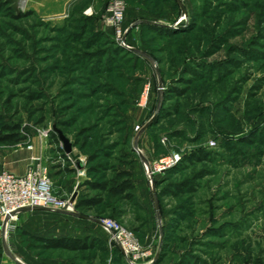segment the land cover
I'll return each mask as SVG.
<instances>
[{
    "label": "rangeland",
    "instance_id": "rangeland-1",
    "mask_svg": "<svg viewBox=\"0 0 264 264\" xmlns=\"http://www.w3.org/2000/svg\"><path fill=\"white\" fill-rule=\"evenodd\" d=\"M56 2L0 0V121L22 136L0 171L37 154L76 200L88 166L127 152L137 205L101 217L144 255L92 213L28 212L0 227V264H264V0ZM54 230L88 247L51 246Z\"/></svg>",
    "mask_w": 264,
    "mask_h": 264
},
{
    "label": "built area",
    "instance_id": "built-area-1",
    "mask_svg": "<svg viewBox=\"0 0 264 264\" xmlns=\"http://www.w3.org/2000/svg\"><path fill=\"white\" fill-rule=\"evenodd\" d=\"M118 8L114 11L113 21L119 22ZM117 33H120L118 31ZM31 163L21 174L9 170L0 171V213L3 231L17 219L22 209L41 207L50 210L74 211L75 200L63 198L53 192L52 182L46 167L40 162L38 156H31ZM160 161L154 170L159 171L172 160ZM164 164V165H163ZM70 197V196H69ZM96 222L109 230L111 239L127 257L133 260L144 255L138 248L131 230L123 228L118 222L107 217H97Z\"/></svg>",
    "mask_w": 264,
    "mask_h": 264
},
{
    "label": "trees",
    "instance_id": "trees-1",
    "mask_svg": "<svg viewBox=\"0 0 264 264\" xmlns=\"http://www.w3.org/2000/svg\"><path fill=\"white\" fill-rule=\"evenodd\" d=\"M15 124H7L0 121V144L13 145L22 140V136ZM53 142H58L54 133L50 132ZM62 157H65L62 147L57 146ZM103 162L88 166L87 172L92 173L96 179H86L82 184L90 189L87 195L79 196L74 203L76 213L87 215L92 213L95 218L105 213H115L120 218L128 207L137 205L133 192L132 171L134 160L127 152H119L114 156L107 154ZM93 158L88 157V162ZM67 170H70L66 167ZM86 238L67 237L50 241L51 246L64 247L67 249H83Z\"/></svg>",
    "mask_w": 264,
    "mask_h": 264
},
{
    "label": "crops",
    "instance_id": "crops-1",
    "mask_svg": "<svg viewBox=\"0 0 264 264\" xmlns=\"http://www.w3.org/2000/svg\"><path fill=\"white\" fill-rule=\"evenodd\" d=\"M65 2H66V0H57V2H56V9H62L63 4ZM31 156H37V154H31ZM30 163H31V159H30L29 164ZM24 171L17 172V173L20 174V173H23ZM28 212H48V213L57 214L59 216L78 217V218H85V217H87V216H83L81 214L76 213V211L74 212V211H65V210H50V209H44V208H41V207H36V208H31V209L30 208H27V209L21 210L19 212V215L22 214V213H28ZM92 219H93V221L96 222L95 217H93ZM98 225L101 226L100 224H98ZM1 233H2V236L5 238V232L2 231ZM46 235H47V237H55L57 239H59V238H67V237H75L76 236V235H74V233H68V232H64V231H61V230H56V231L54 230L52 232H49V234H46Z\"/></svg>",
    "mask_w": 264,
    "mask_h": 264
},
{
    "label": "water",
    "instance_id": "water-1",
    "mask_svg": "<svg viewBox=\"0 0 264 264\" xmlns=\"http://www.w3.org/2000/svg\"><path fill=\"white\" fill-rule=\"evenodd\" d=\"M56 132L58 134V139L63 143V149L65 150V152L70 151V142L68 141V139L62 134V132L60 130L56 129ZM75 196H76V192H73L70 195L69 200L73 201L75 199ZM22 210H24V209H22Z\"/></svg>",
    "mask_w": 264,
    "mask_h": 264
},
{
    "label": "bare ground",
    "instance_id": "bare-ground-1",
    "mask_svg": "<svg viewBox=\"0 0 264 264\" xmlns=\"http://www.w3.org/2000/svg\"><path fill=\"white\" fill-rule=\"evenodd\" d=\"M23 2V1H22ZM18 4V3H17ZM22 9V8H21Z\"/></svg>",
    "mask_w": 264,
    "mask_h": 264
}]
</instances>
